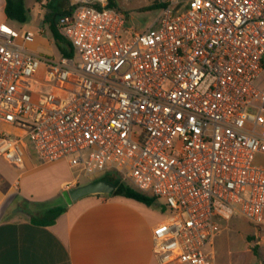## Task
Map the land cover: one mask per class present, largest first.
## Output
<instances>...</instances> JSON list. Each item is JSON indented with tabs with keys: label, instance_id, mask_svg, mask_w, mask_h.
Here are the masks:
<instances>
[{
	"label": "built area",
	"instance_id": "2783aa9c",
	"mask_svg": "<svg viewBox=\"0 0 264 264\" xmlns=\"http://www.w3.org/2000/svg\"><path fill=\"white\" fill-rule=\"evenodd\" d=\"M78 2L59 60L26 47L45 28L0 25V158L116 173L164 202L159 264H216L226 222L264 223V0H168L143 32Z\"/></svg>",
	"mask_w": 264,
	"mask_h": 264
},
{
	"label": "crops",
	"instance_id": "0c3cea01",
	"mask_svg": "<svg viewBox=\"0 0 264 264\" xmlns=\"http://www.w3.org/2000/svg\"><path fill=\"white\" fill-rule=\"evenodd\" d=\"M5 8L6 0H0V25L11 21ZM37 15L42 16L39 3ZM40 39L28 42V50L39 54ZM43 166L33 152L23 167L0 158V264H159L154 231L168 212L158 201L149 206L122 196L89 195L65 206L55 224L33 223V216L52 208L30 190V173ZM73 176L61 190L75 186ZM232 220L210 247L215 263L264 264L263 227L248 236L246 250L236 253L231 250Z\"/></svg>",
	"mask_w": 264,
	"mask_h": 264
},
{
	"label": "rangeland",
	"instance_id": "374dc122",
	"mask_svg": "<svg viewBox=\"0 0 264 264\" xmlns=\"http://www.w3.org/2000/svg\"><path fill=\"white\" fill-rule=\"evenodd\" d=\"M43 0H25V5L28 10V21L26 23H19L17 21H10L8 25L17 31H23L28 28H45L46 33L43 35L41 47L38 51L39 54L52 57L59 60L62 56L60 53L53 34L48 24H45L43 18L47 12L46 5L42 4ZM75 1V0H73ZM108 2V0H106ZM119 7L126 12L128 21L133 24L139 31L148 29L157 19L160 14V8L151 9L148 6H153L168 0H116ZM52 6L61 11L69 6L70 0H49ZM38 3L42 10V16L37 15ZM40 3L42 5H40ZM153 8V7H152ZM7 128L0 123V131H5ZM259 164L261 163L258 159ZM29 179L31 180L30 190L35 199L45 200V204L49 207L54 206H67L68 203L63 195L64 190H61V183L65 180H72L74 178L73 170L70 168L66 161H61L55 164L43 166L40 169L34 170L30 173ZM82 184L88 183V178H81ZM75 187V186H74ZM73 188V187H72ZM70 189V188H69ZM68 190V189H66ZM111 195V194H110ZM105 196V195H102ZM108 196V195H106ZM160 206L166 208L163 201H158ZM231 250L233 252H243L249 246L248 236L251 237L252 233L258 226L263 227L264 224H252L240 215H235L233 220ZM264 232V231H263ZM264 235V234H263ZM250 240V239H249Z\"/></svg>",
	"mask_w": 264,
	"mask_h": 264
},
{
	"label": "trees",
	"instance_id": "16d2710c",
	"mask_svg": "<svg viewBox=\"0 0 264 264\" xmlns=\"http://www.w3.org/2000/svg\"><path fill=\"white\" fill-rule=\"evenodd\" d=\"M78 4H79L78 0L75 2H70L68 8L62 9L61 11L56 10L50 3L46 5L47 12L43 18V21L45 24L49 25L51 32L53 34V38L60 53L66 56H72L73 49L71 44L60 33L58 24H56L55 22V18L57 15H63L66 13L73 12ZM165 5L166 2H161L156 5L148 6V7H150L151 9H158V8L161 9ZM107 7L117 9L123 12L124 14H126V12L119 7L116 0H108ZM5 12L8 19L12 21H17L19 23H26L28 21V10L25 5V0H6ZM101 179H108L116 184L117 188L111 194L112 196H122L125 198L134 199L149 206L154 205L157 202V200L154 197L144 194L138 191L137 189L133 188L126 182H124L122 178L116 173H109ZM65 212H66V207L54 206L42 215L33 216L32 222L35 223L36 225L50 226L55 224L57 219ZM254 251L256 254H258L257 246L254 248Z\"/></svg>",
	"mask_w": 264,
	"mask_h": 264
},
{
	"label": "water",
	"instance_id": "95a60500",
	"mask_svg": "<svg viewBox=\"0 0 264 264\" xmlns=\"http://www.w3.org/2000/svg\"><path fill=\"white\" fill-rule=\"evenodd\" d=\"M62 15H57L55 18L56 24L59 23ZM117 186L115 183L108 179H99L90 181L83 185L75 186L68 190H65L63 195L68 203L72 205L75 201L89 196V195H110L116 190Z\"/></svg>",
	"mask_w": 264,
	"mask_h": 264
}]
</instances>
